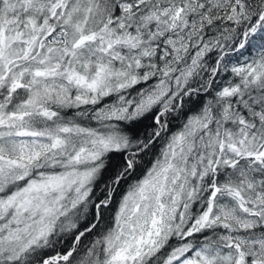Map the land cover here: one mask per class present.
<instances>
[{"label":"snow or ice","instance_id":"obj_1","mask_svg":"<svg viewBox=\"0 0 264 264\" xmlns=\"http://www.w3.org/2000/svg\"><path fill=\"white\" fill-rule=\"evenodd\" d=\"M0 264H264V0H0Z\"/></svg>","mask_w":264,"mask_h":264}]
</instances>
